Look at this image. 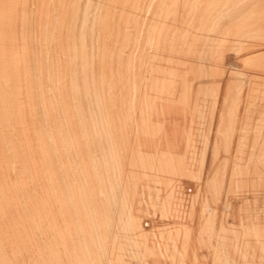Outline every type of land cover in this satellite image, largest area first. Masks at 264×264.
Here are the masks:
<instances>
[{
    "label": "bare ground",
    "instance_id": "1",
    "mask_svg": "<svg viewBox=\"0 0 264 264\" xmlns=\"http://www.w3.org/2000/svg\"><path fill=\"white\" fill-rule=\"evenodd\" d=\"M0 264H264V0H0Z\"/></svg>",
    "mask_w": 264,
    "mask_h": 264
},
{
    "label": "rangeland",
    "instance_id": "2",
    "mask_svg": "<svg viewBox=\"0 0 264 264\" xmlns=\"http://www.w3.org/2000/svg\"><path fill=\"white\" fill-rule=\"evenodd\" d=\"M192 191H193V188H192Z\"/></svg>",
    "mask_w": 264,
    "mask_h": 264
}]
</instances>
